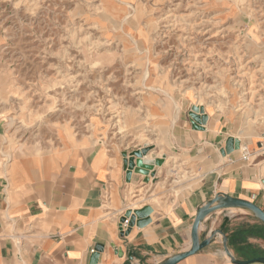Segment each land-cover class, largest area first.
<instances>
[{
  "label": "rangeland",
  "instance_id": "rangeland-1",
  "mask_svg": "<svg viewBox=\"0 0 264 264\" xmlns=\"http://www.w3.org/2000/svg\"><path fill=\"white\" fill-rule=\"evenodd\" d=\"M195 107L222 112L232 137L264 133V0H0L4 162L21 145L42 158L65 137L104 141L123 215L142 204L156 217L198 183V160L167 164L175 118L205 129ZM144 150L174 170L146 191L132 156Z\"/></svg>",
  "mask_w": 264,
  "mask_h": 264
},
{
  "label": "crops",
  "instance_id": "crops-1",
  "mask_svg": "<svg viewBox=\"0 0 264 264\" xmlns=\"http://www.w3.org/2000/svg\"><path fill=\"white\" fill-rule=\"evenodd\" d=\"M204 110L205 129L186 128L177 118L169 139L175 149L169 166L178 163L179 155L201 163L197 185L180 191L179 202L172 201L156 217L150 213L148 223L131 227L125 235L119 226L125 177L112 145L65 137L62 147L51 148L42 158L39 152L30 156L24 145L15 149L14 158L11 154L9 164L0 155V264H157L189 249L197 209L217 193L252 200L264 209V133L234 134L241 146L228 152L227 140L233 136L229 120L219 110L217 116ZM155 167L151 182L147 174L138 173L145 181L143 191L154 185L156 176L166 179L167 172L171 177L174 173L167 166ZM160 194L156 189L151 195L158 200ZM218 228L224 235L217 234L177 264H238L227 254L224 238L237 259L264 256V223L251 212L217 210L201 223L199 233L206 238Z\"/></svg>",
  "mask_w": 264,
  "mask_h": 264
},
{
  "label": "water",
  "instance_id": "water-1",
  "mask_svg": "<svg viewBox=\"0 0 264 264\" xmlns=\"http://www.w3.org/2000/svg\"><path fill=\"white\" fill-rule=\"evenodd\" d=\"M196 110L197 107L194 108V110L191 112V115L196 121L195 127L200 129V127H203L201 123H204L206 121L207 116L205 113L199 114L198 111ZM240 146H241L240 139L231 136L227 140L226 150L228 152H232L234 149H239ZM130 166H132L131 163ZM136 169L138 170L140 168L137 167ZM228 208L245 209L251 212L253 215H255L264 223V209L259 204L249 199L239 198L223 192H219L214 196V198L206 201L202 206H200L197 209L196 217L192 226L191 246L189 247V249L173 254L157 264H177L181 260L185 259L187 256L196 253L197 251L207 246L210 242L214 240L217 234L224 235L223 230L221 228H218L216 230L211 231L208 237L202 238L199 233V229L201 223L206 219L208 215H210L211 213L217 210L228 209ZM150 212L151 210L149 207H144L143 209H136L134 211L129 209L120 218L119 226H120L121 234L122 235L128 234L130 232L131 227L135 225L142 226L148 223L150 220L149 218ZM124 225H127L126 229L124 228ZM223 241L225 243L226 252L231 257L232 262L238 264H250L253 262L264 263V256L255 257L248 260H240L235 258L231 254L227 246V239L224 238Z\"/></svg>",
  "mask_w": 264,
  "mask_h": 264
},
{
  "label": "bare ground",
  "instance_id": "bare-ground-1",
  "mask_svg": "<svg viewBox=\"0 0 264 264\" xmlns=\"http://www.w3.org/2000/svg\"><path fill=\"white\" fill-rule=\"evenodd\" d=\"M148 72H146V75H147ZM149 75V74H148ZM180 107V106H179ZM178 109V108H177ZM178 111V110H177ZM177 117V116H176ZM176 121V118L174 119V122ZM246 149V148H245ZM244 149V150H245ZM145 150L144 151H136L134 152V154H132V156L134 157L135 159V156L137 157V160H136V164L139 166L140 169L139 170V173H142V174H147V176L152 172V169H153V165L159 161V158H160V155H157V154H145ZM145 154V155H143ZM138 166H134L135 169L138 167ZM151 171V172H150ZM177 182V181H176Z\"/></svg>",
  "mask_w": 264,
  "mask_h": 264
},
{
  "label": "built area",
  "instance_id": "built-area-1",
  "mask_svg": "<svg viewBox=\"0 0 264 264\" xmlns=\"http://www.w3.org/2000/svg\"><path fill=\"white\" fill-rule=\"evenodd\" d=\"M244 157L245 158L249 157V152L247 151V149L244 150ZM124 228L126 229V225H124Z\"/></svg>",
  "mask_w": 264,
  "mask_h": 264
}]
</instances>
